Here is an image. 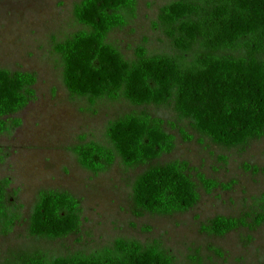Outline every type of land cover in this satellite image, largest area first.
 Masks as SVG:
<instances>
[{"label": "trees", "instance_id": "16d2710c", "mask_svg": "<svg viewBox=\"0 0 264 264\" xmlns=\"http://www.w3.org/2000/svg\"><path fill=\"white\" fill-rule=\"evenodd\" d=\"M136 0H80L73 7L79 29L53 46L61 80L73 98L90 106L124 101L133 108L169 107L201 141L223 149H243L264 137V0H173L162 5L153 27L167 39L171 52L150 54L143 45L131 59L109 41L136 17ZM34 73L0 68V136L21 126L16 117L36 99ZM163 119L145 111H131L105 129V142H81L69 150L78 165L94 174L107 172L116 162L126 169L149 167L131 187L133 213L173 216L191 210L205 194L228 191L221 183L196 174L187 161L154 164L175 148ZM180 137L194 136L184 128ZM83 140V139H82ZM200 141V142H201ZM7 154L0 149V162ZM246 171L258 172L244 165ZM8 179L0 180V232L7 235L19 221L12 211ZM262 211L246 217L216 216L201 231L223 237L238 228L264 224ZM81 225V201L66 191L42 190L28 219V234L50 241L76 233ZM16 264H174L158 243L116 239L111 247L88 254L26 256Z\"/></svg>", "mask_w": 264, "mask_h": 264}, {"label": "rangeland", "instance_id": "374dc122", "mask_svg": "<svg viewBox=\"0 0 264 264\" xmlns=\"http://www.w3.org/2000/svg\"><path fill=\"white\" fill-rule=\"evenodd\" d=\"M80 0H0V68L34 73L35 101L16 115L22 124L0 136L7 154L0 162V180L7 189L19 221L7 235L0 232V264H16L26 256L48 258L91 253L111 247L116 239L147 246L158 243L174 264H264V224L256 229L238 228L223 237L201 231L216 216L246 217L262 211L264 194V137L243 149H223L201 141L169 107L133 108L124 101L90 106L73 98L62 84V68L53 46L79 29L73 7ZM137 12L128 25L111 33L109 41L126 59L143 45L150 54L170 53L167 39L153 27L159 8L173 0H136ZM131 111H145L164 120L175 137V148L154 164L187 161L191 174L201 173L221 183L234 182L228 191L205 194L189 211L173 216L133 213L131 187L149 165L126 169L116 162L107 172L94 175L82 169L71 147L88 141L105 142L107 124ZM194 136L181 139L178 129ZM83 139V140H82ZM201 141V142H200ZM255 166L258 172L243 166ZM42 190L66 191L81 201L79 230L50 241L28 234V219Z\"/></svg>", "mask_w": 264, "mask_h": 264}]
</instances>
